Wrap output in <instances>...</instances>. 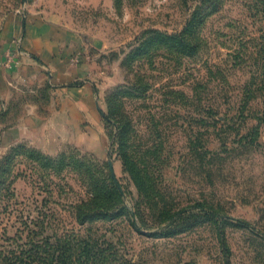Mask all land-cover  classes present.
Masks as SVG:
<instances>
[{
	"label": "rangeland",
	"instance_id": "1",
	"mask_svg": "<svg viewBox=\"0 0 264 264\" xmlns=\"http://www.w3.org/2000/svg\"><path fill=\"white\" fill-rule=\"evenodd\" d=\"M18 15L74 35L94 116L53 114L46 84L2 102L0 264L88 236L136 264H264V0H0V27Z\"/></svg>",
	"mask_w": 264,
	"mask_h": 264
},
{
	"label": "crops",
	"instance_id": "2",
	"mask_svg": "<svg viewBox=\"0 0 264 264\" xmlns=\"http://www.w3.org/2000/svg\"><path fill=\"white\" fill-rule=\"evenodd\" d=\"M74 38L59 23L43 16L18 15L2 25L0 111H4L2 102L6 101L10 91L19 89L20 82H28L34 83L28 90L32 94L40 92L44 84L50 88L52 98L56 100L53 114H60L57 107L68 106L71 121H80V116L91 121L94 114L88 106L94 105L91 100L92 88L85 82L75 83L78 67L74 63L79 55L75 52ZM26 105L33 106L32 102H27Z\"/></svg>",
	"mask_w": 264,
	"mask_h": 264
},
{
	"label": "trees",
	"instance_id": "3",
	"mask_svg": "<svg viewBox=\"0 0 264 264\" xmlns=\"http://www.w3.org/2000/svg\"><path fill=\"white\" fill-rule=\"evenodd\" d=\"M155 33L164 35L160 31ZM176 35H168L167 37H175ZM184 35H186L185 30L179 33V36ZM133 147L135 149L136 145L128 143V147L123 149L124 155L128 157V150ZM103 244L105 243L91 236L86 239H59L54 249L42 250L45 255L39 256L37 251L40 250V247L33 246L35 250H31L27 257L31 258L32 262L42 260L43 264H136L119 256L118 252L112 250L111 246L103 247Z\"/></svg>",
	"mask_w": 264,
	"mask_h": 264
}]
</instances>
